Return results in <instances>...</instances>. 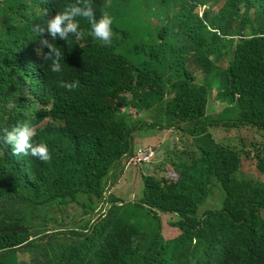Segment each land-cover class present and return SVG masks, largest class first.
I'll return each instance as SVG.
<instances>
[{"label": "trees", "instance_id": "1", "mask_svg": "<svg viewBox=\"0 0 264 264\" xmlns=\"http://www.w3.org/2000/svg\"><path fill=\"white\" fill-rule=\"evenodd\" d=\"M75 2H0V136L10 127L1 119L16 120L28 111L27 99L36 91V79L45 76L48 92L54 95L62 93L64 79L72 80L69 72L74 73V82L88 81L93 93L89 111L67 114L63 106L78 107L79 94L62 100L63 106L54 104L52 115L67 122L72 115L85 113L98 128L101 114L127 102L119 92L133 75L149 86L148 102L159 104L166 84L176 74L184 78L185 90L173 103L172 112L181 107L178 118L202 123L211 91L193 85L185 66L189 61H203L220 48L233 47L237 56L225 72L227 85L218 75L208 77L221 86L219 100L237 102L244 122L264 127V39L241 38L237 44L229 39L238 35L231 29L236 21L237 27L250 23L248 19L232 20L238 7H222L215 0L211 12L205 11L203 19L191 22L184 0H91L96 19L102 10L114 18L111 46L93 38L89 21L81 17L76 18L83 33L79 39L75 34H69L67 41L54 39L34 30L37 25L46 27L48 19ZM257 25L261 29L264 22ZM41 40L60 50V73L51 71V61L45 60L49 49ZM112 46L123 54L121 59L108 50ZM66 59L76 64L66 67ZM204 128L201 152L194 158L191 153L178 155L170 162L176 176L142 177L143 187L139 181L123 179L132 154L114 155L99 146L92 158L85 152L90 143L71 139L69 124L52 131L46 127L35 135L33 143H47L51 160L33 157L27 179L19 173L12 147L5 148L0 141V264H210L207 256L229 239L231 230L211 227L212 216L203 217L205 202L223 192L228 199L242 195L246 203L239 214L243 218L251 211L256 191L254 181H239L230 175L239 168L247 142L228 134V139H215ZM257 166H264V155ZM129 185L138 189L140 198L117 205L123 202L119 193L126 194ZM159 212L176 215L179 238L165 241L161 237ZM22 226L29 228L12 231ZM253 245H242L247 257L238 264H254L252 256L264 264V252L251 254ZM88 258L90 262H86Z\"/></svg>", "mask_w": 264, "mask_h": 264}, {"label": "clouds", "instance_id": "2", "mask_svg": "<svg viewBox=\"0 0 264 264\" xmlns=\"http://www.w3.org/2000/svg\"><path fill=\"white\" fill-rule=\"evenodd\" d=\"M2 1L0 0V2ZM214 3L215 0H184L183 5L188 13V20L196 22L198 19H203L205 11L211 12ZM220 4L222 7H238L240 9L239 12L233 14V21H243L245 19L250 21L247 27H237L239 21L235 22L234 27L231 26V29L239 35L229 37V39H234V44H237L241 38L264 39V27L260 29L257 25L264 22V0H220ZM77 17L89 21L93 38L98 39L104 45H112L114 18L107 11L102 10L100 18L96 19L91 0H76L75 3L65 6L63 11L53 18L48 19L46 27L37 25L34 30L38 31L41 36L47 32L54 39L59 37L67 41L69 34H75L76 38L79 39L83 33L80 30ZM153 21L155 22V20ZM65 22L67 23L65 24ZM118 22L121 23V19ZM156 26L158 25L155 23ZM217 34L222 38L225 37L219 30ZM41 43L49 49L45 60L51 61V71L60 73L62 71L60 50L54 43H49L47 40H41ZM108 50L118 58H120V55L123 56L119 53L120 50L114 46L109 47ZM235 56H237L236 47L232 49L220 48L214 53H208L203 61H189V64L185 66L188 73L193 76V80H189L193 85L204 86L211 91V95L207 94V104L202 123L200 119L195 120L193 123H187L178 118L177 113L181 107L172 112L173 103L184 94L185 90L184 78L178 77L176 74L166 84L163 100L159 104L148 102V98L152 94L149 86L138 79L137 75H133L132 78L127 80L128 86L122 85L121 92H119V96L126 98L127 102L108 113L101 114L103 120L98 128L94 125L90 116L85 113H81L78 117L72 115L73 119L67 122L57 115L55 117L52 115L54 104L63 106L62 100L70 99L74 94H79L81 98L78 107L63 106L68 111L67 114L89 111V102L93 93V88L88 81L74 82V73L69 72L72 80L68 82L64 79L62 93L54 95L48 92L45 76L41 78L42 80L36 79L34 81L36 91L31 93L27 99L28 111L16 120L1 119V122H8L10 127L9 130L7 128L3 129L0 141H2L5 148L12 147V155L19 173L27 179L28 173L31 174L33 169V157L44 162L51 160L47 143H33L35 135L46 127H49L52 131V128L61 129L69 124L72 127L68 132L71 139L83 144L89 142L90 144L85 152L86 155L92 158L95 157V148L99 146H102L106 153H111L112 150L114 155L124 151L126 152L125 156L132 154L133 158L125 165L123 179L141 182L142 177H162L165 175L167 178H172L174 177L172 175L176 176L177 173L170 162L178 159L180 155L189 153L185 151L182 153L175 152L176 147L173 142H176V140L168 139L162 145L159 144L162 138L165 141L166 137L178 135L177 137L182 138L184 136L185 139L191 140L193 145L189 147L192 149L190 158H194V155L202 151L200 141H203L206 132L204 127H208V132L215 139L221 140L228 139L225 138L226 134L244 139L241 133L247 131V137L251 141L247 142L244 139L247 146L245 152L242 153L239 168L231 171L230 175L239 181L246 179L254 181L256 193L251 203L250 213L243 218L239 214L240 208L246 203L242 195L228 199L226 198V192H223L210 197L209 201L205 202L206 208L203 215L204 218H207L208 215L212 216L211 227L214 230L222 232L231 230L229 239L219 243L207 256V261L210 264H238L239 261L242 262L247 257L242 250V245L254 243L252 255H260L264 252V166H257V160L264 155V127L254 122H244L237 102L230 103L228 98L219 100L217 96L221 86L220 84L214 85V82L208 77L212 74L218 75L226 84L225 72L231 65L235 64ZM219 59H229L230 64L227 67H222L218 64ZM75 64L69 59L65 61L66 67ZM181 70L184 71V69ZM213 96L222 102L223 107L222 114L215 118H212L209 113L212 109L210 99ZM261 119L264 121V112H262ZM74 130L78 132H74ZM162 132L164 133L160 134ZM188 132L190 137L187 135ZM235 144L242 147L241 143L235 142ZM168 149H172L175 155L171 156ZM162 157H165V160L161 159ZM164 163H167L168 166L163 167ZM134 168L140 169L134 171ZM149 168L153 169V173H147ZM133 200L135 199L130 201ZM124 202L123 200L117 205L121 206ZM255 212L256 215L254 216L253 213ZM158 215L161 220V230L164 215L175 216L176 218V215L171 213L159 212ZM177 221L176 218L170 225L177 228L174 226ZM22 227L29 228L28 226ZM19 228L12 229V231L22 232L27 230H16ZM161 230L160 235L165 241L175 240L181 234L178 229L179 236L167 240ZM195 243L196 241H194ZM252 259L254 264H260L256 257L252 256ZM86 262H90V259L88 258Z\"/></svg>", "mask_w": 264, "mask_h": 264}, {"label": "rangeland", "instance_id": "3", "mask_svg": "<svg viewBox=\"0 0 264 264\" xmlns=\"http://www.w3.org/2000/svg\"><path fill=\"white\" fill-rule=\"evenodd\" d=\"M218 64L221 65L222 67H227L229 64H230V60L229 59H225V60H220L218 61ZM210 104L212 106V109L210 110V116L212 118H215L216 116L218 115H221L222 114V111H223V107H222V102L218 101L214 96L210 99ZM164 132L160 133V134H163ZM243 138L249 142L251 141L248 137H247V131L245 132H242L241 133ZM188 137H190V133L188 132L187 133ZM178 136V135H177ZM172 136V137H166L165 141H163V138L159 141V144H163L165 143L168 139L169 140H176V142H173V144L175 145L176 147V150L175 152L177 153H182V152H191L192 149H190L189 147H191L193 145L192 141L191 140H187L184 138V136H182V138L179 136ZM177 137V138H175ZM191 139V138H190ZM168 152L170 153L171 156H174L175 155V152L172 150V149H168ZM161 159L165 160V157H162ZM143 169L145 167H142ZM140 168H134V171H137L139 170ZM147 173H153V169L149 168L148 169V172ZM128 183V182H127ZM143 181H142V178H141V185L140 187H142L143 185ZM117 191H120V190H117ZM138 189L137 188H134L132 186H128V190H127V193L126 194H123V193H119V196L125 201V202H128L132 199H139L140 197L138 196ZM134 196V197H133ZM176 218L175 216H170V215H164L162 217V222H163V226H162V234L164 236L165 239L167 240H170V239H173V238H176L179 236L180 232L178 231L177 228H174L170 225V223L172 221H175Z\"/></svg>", "mask_w": 264, "mask_h": 264}, {"label": "water", "instance_id": "4", "mask_svg": "<svg viewBox=\"0 0 264 264\" xmlns=\"http://www.w3.org/2000/svg\"><path fill=\"white\" fill-rule=\"evenodd\" d=\"M25 229H27V227H22V228H19V229H16V230L20 231V230H25Z\"/></svg>", "mask_w": 264, "mask_h": 264}]
</instances>
